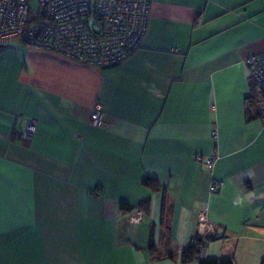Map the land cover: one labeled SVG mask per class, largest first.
<instances>
[{"label": "crops", "instance_id": "crops-1", "mask_svg": "<svg viewBox=\"0 0 264 264\" xmlns=\"http://www.w3.org/2000/svg\"><path fill=\"white\" fill-rule=\"evenodd\" d=\"M262 50L264 0H152L142 48L116 67L3 49L0 264H197L180 257L194 239L264 264V119L245 116V60ZM212 153L211 170L196 161Z\"/></svg>", "mask_w": 264, "mask_h": 264}, {"label": "built area", "instance_id": "built-area-1", "mask_svg": "<svg viewBox=\"0 0 264 264\" xmlns=\"http://www.w3.org/2000/svg\"><path fill=\"white\" fill-rule=\"evenodd\" d=\"M152 0H36V11H30L29 0H0V52L14 44L56 54L79 65L97 69L116 67L143 46L149 26ZM174 53H178L174 50ZM251 82L264 85V50L245 60ZM105 113L100 103L89 111V124L103 126ZM36 122L16 132L29 141ZM211 170L216 156L197 158ZM219 184L211 182L209 193L218 192ZM99 197L98 190L92 198ZM138 211L132 222L139 221ZM206 234L212 235V224L199 218ZM201 240V239H200ZM195 244L197 241L194 242ZM207 240L200 241L199 257H204Z\"/></svg>", "mask_w": 264, "mask_h": 264}, {"label": "trees", "instance_id": "trees-1", "mask_svg": "<svg viewBox=\"0 0 264 264\" xmlns=\"http://www.w3.org/2000/svg\"><path fill=\"white\" fill-rule=\"evenodd\" d=\"M247 110L246 118L251 119H264V85H258L251 82L249 94L246 98ZM142 185L152 191H157L159 186L158 182L151 178H143ZM148 205V201L139 204L136 209H142ZM125 208L124 206H122ZM197 241L195 244L194 242ZM200 239H194L191 244L181 251V261L190 262L196 261L197 264H233L230 259H217V258H206L199 257L200 252ZM149 250L152 252L153 247L150 244Z\"/></svg>", "mask_w": 264, "mask_h": 264}, {"label": "rangeland", "instance_id": "rangeland-1", "mask_svg": "<svg viewBox=\"0 0 264 264\" xmlns=\"http://www.w3.org/2000/svg\"><path fill=\"white\" fill-rule=\"evenodd\" d=\"M29 9H30V11H36V9H37L36 0H29Z\"/></svg>", "mask_w": 264, "mask_h": 264}]
</instances>
